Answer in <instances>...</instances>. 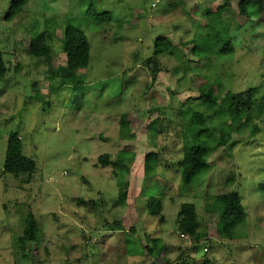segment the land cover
Here are the masks:
<instances>
[{
  "label": "rangeland",
  "instance_id": "374dc122",
  "mask_svg": "<svg viewBox=\"0 0 264 264\" xmlns=\"http://www.w3.org/2000/svg\"><path fill=\"white\" fill-rule=\"evenodd\" d=\"M13 1L0 0V51L8 70L0 80V264H264V115L257 109L264 104L262 19L240 15L242 0H28L7 21ZM91 9L112 13V20L95 22ZM212 21L227 30L222 42L228 38L233 52L199 60L186 45L208 37ZM69 23L89 39L91 61L78 71V82L51 80V67L66 61ZM43 32L51 34V60L28 53L31 39ZM158 38H167L172 50L155 56ZM209 85L224 99L227 91L257 89L256 104L251 122L232 123L229 143L182 192L188 119L218 110L208 112L199 100ZM212 119L206 125L215 132L201 144L229 130L219 128L224 120ZM13 132L37 164L31 174L3 171ZM122 150L134 155L126 181L98 163L104 154L116 161ZM150 153L157 157L154 176L145 174ZM122 185L129 193L124 204ZM231 192L246 212L233 239L182 237V204L196 206L202 233L209 226L206 200ZM153 198L161 204L158 217L148 212ZM30 212L40 232L24 250L19 240Z\"/></svg>",
  "mask_w": 264,
  "mask_h": 264
},
{
  "label": "trees",
  "instance_id": "16d2710c",
  "mask_svg": "<svg viewBox=\"0 0 264 264\" xmlns=\"http://www.w3.org/2000/svg\"><path fill=\"white\" fill-rule=\"evenodd\" d=\"M27 3L28 0H14L7 13L6 20L12 21L20 15ZM238 11L240 15L247 18H250L254 12L264 22V0H242L238 5ZM89 14L97 23L110 22L112 20V13L110 12L91 9L89 10ZM216 15L218 14H213L212 16L215 17ZM220 24L222 25V23ZM210 26L213 32L208 37L199 35L196 40L186 45L191 48L193 54L198 56L199 60L208 59L207 56L215 51H217L218 56L233 52L232 43L228 38L222 42V38L226 36L227 30L222 32L221 30L219 31L217 29L218 25H215L213 21L210 23ZM49 37H51V34L43 32L32 38L28 53L34 57H46L51 60V47L47 43ZM221 42L223 45L218 51L217 47ZM154 44L155 56L164 55L173 48L172 43L167 38H158ZM62 51L66 56L65 64L60 66L59 69H56L54 66L51 67V80L59 75L64 81L70 80L78 82L80 79L77 75L78 71L86 69L91 61L90 41L81 28L70 23L66 24L63 32ZM200 54L204 57L200 56ZM149 65H154L153 58L149 60ZM7 72L6 62L3 53L0 51V80L5 78ZM257 91V89H252L239 94H232L230 91H227L226 98L224 99L222 96L219 97L218 94H216L214 86L209 85L206 89L204 88L201 90L199 100L202 101L206 110L208 112L216 108H218V110L210 114V116L204 112L195 111L188 119V133L186 135L184 156L181 163L180 188L182 192L188 190L189 185L195 177L209 166L208 159L210 156L229 143L232 123L239 119L243 120V117H246V123L251 122L250 113L254 110L256 104L255 97L258 93ZM261 107H257L260 116L264 115V104ZM153 112L157 113L161 111L153 110ZM219 115L220 118H218ZM209 117L213 119L216 118L214 120L212 119L213 123H216V120H224L222 123L220 122L219 128H226L229 130H221L219 138L217 140L214 139L213 144H201V139L204 135L211 139L215 132L206 125V121ZM229 121L231 122L229 125L230 128H228ZM201 127H204V130H199ZM111 158L109 154H104L98 158V163L103 167L111 166L114 169V176L120 181H126L129 175L127 164L133 162L134 155L126 150H122L118 154L116 161H112ZM156 158V155L152 153L146 155L144 167L147 176L155 175ZM36 167V162L23 154V145L19 132L11 133L8 138L3 171L15 175L31 174L36 170ZM122 186L123 188L120 190L119 199L121 203L124 204L129 197V193L127 185ZM212 199L206 200V212L209 218V226L207 231L202 233L198 232L199 217L196 206L193 203H184L181 205L178 222V231L181 235L184 237L189 236L192 240L208 238L211 234L220 238H234V230L240 226L246 218L245 208L242 204L240 195L237 192H231ZM160 209L161 204L157 199L153 198L149 201L148 212L150 215L158 217ZM210 216L212 218H210ZM39 232V224L33 212H30L25 220L24 235L19 240L24 250H26L29 244L36 243ZM204 264L212 263L207 260Z\"/></svg>",
  "mask_w": 264,
  "mask_h": 264
},
{
  "label": "built area",
  "instance_id": "2783aa9c",
  "mask_svg": "<svg viewBox=\"0 0 264 264\" xmlns=\"http://www.w3.org/2000/svg\"><path fill=\"white\" fill-rule=\"evenodd\" d=\"M182 237H184V236L182 235Z\"/></svg>",
  "mask_w": 264,
  "mask_h": 264
}]
</instances>
